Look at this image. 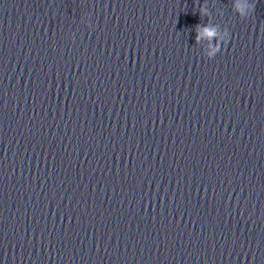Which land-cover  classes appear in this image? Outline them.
<instances>
[{"label": "clouds", "instance_id": "obj_1", "mask_svg": "<svg viewBox=\"0 0 264 264\" xmlns=\"http://www.w3.org/2000/svg\"><path fill=\"white\" fill-rule=\"evenodd\" d=\"M232 6L235 9L236 14H238L239 17H241V18L248 17L250 15V13L253 11V5L251 3H249V0H233ZM200 15H203V13L200 12ZM83 22L87 23L86 20ZM195 30H196L197 42H199V40L202 37H207V38L211 39L212 37H214L216 35L215 27H209L208 25H197ZM227 41H228V39L223 41V43L226 44ZM214 52H216V49H213L212 52L209 53V55L211 56Z\"/></svg>", "mask_w": 264, "mask_h": 264}]
</instances>
